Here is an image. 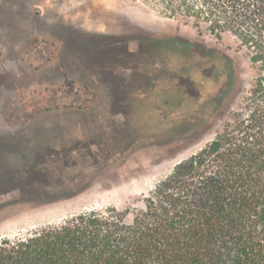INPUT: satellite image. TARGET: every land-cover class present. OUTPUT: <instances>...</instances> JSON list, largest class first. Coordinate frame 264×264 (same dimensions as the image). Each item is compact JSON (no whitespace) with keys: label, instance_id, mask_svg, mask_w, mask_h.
<instances>
[{"label":"rangeland","instance_id":"1","mask_svg":"<svg viewBox=\"0 0 264 264\" xmlns=\"http://www.w3.org/2000/svg\"><path fill=\"white\" fill-rule=\"evenodd\" d=\"M203 3L0 0V239L134 205L222 132L264 72Z\"/></svg>","mask_w":264,"mask_h":264},{"label":"trees","instance_id":"2","mask_svg":"<svg viewBox=\"0 0 264 264\" xmlns=\"http://www.w3.org/2000/svg\"><path fill=\"white\" fill-rule=\"evenodd\" d=\"M203 4L211 33L255 46L264 72V0ZM0 264H264V75L222 132L134 205L6 235Z\"/></svg>","mask_w":264,"mask_h":264}]
</instances>
